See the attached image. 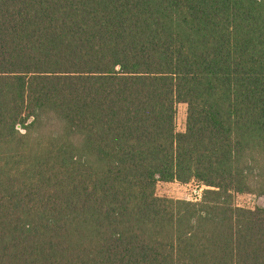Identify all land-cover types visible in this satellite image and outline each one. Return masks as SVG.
Returning a JSON list of instances; mask_svg holds the SVG:
<instances>
[{
    "label": "trees",
    "instance_id": "trees-1",
    "mask_svg": "<svg viewBox=\"0 0 264 264\" xmlns=\"http://www.w3.org/2000/svg\"><path fill=\"white\" fill-rule=\"evenodd\" d=\"M255 192L264 0H0V264H264Z\"/></svg>",
    "mask_w": 264,
    "mask_h": 264
},
{
    "label": "rangeland",
    "instance_id": "rangeland-1",
    "mask_svg": "<svg viewBox=\"0 0 264 264\" xmlns=\"http://www.w3.org/2000/svg\"><path fill=\"white\" fill-rule=\"evenodd\" d=\"M186 113L187 105L179 104L176 120L177 132L185 131ZM199 187L200 186L195 182L189 184L159 182L156 186V195L161 198H170L174 200L196 201L203 190ZM233 202L237 207L255 209L256 207L264 206V196L257 192L236 194Z\"/></svg>",
    "mask_w": 264,
    "mask_h": 264
},
{
    "label": "built area",
    "instance_id": "built-area-1",
    "mask_svg": "<svg viewBox=\"0 0 264 264\" xmlns=\"http://www.w3.org/2000/svg\"><path fill=\"white\" fill-rule=\"evenodd\" d=\"M199 198H200V195H199ZM199 198H198V199H199ZM198 199H197V200H198ZM197 200H196V201H197Z\"/></svg>",
    "mask_w": 264,
    "mask_h": 264
},
{
    "label": "crops",
    "instance_id": "crops-1",
    "mask_svg": "<svg viewBox=\"0 0 264 264\" xmlns=\"http://www.w3.org/2000/svg\"><path fill=\"white\" fill-rule=\"evenodd\" d=\"M178 183V182H177Z\"/></svg>",
    "mask_w": 264,
    "mask_h": 264
}]
</instances>
